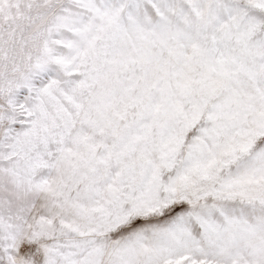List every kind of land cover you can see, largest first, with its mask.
I'll use <instances>...</instances> for the list:
<instances>
[{"label":"snow or ice","instance_id":"obj_1","mask_svg":"<svg viewBox=\"0 0 264 264\" xmlns=\"http://www.w3.org/2000/svg\"><path fill=\"white\" fill-rule=\"evenodd\" d=\"M0 264H264V0H0Z\"/></svg>","mask_w":264,"mask_h":264}]
</instances>
